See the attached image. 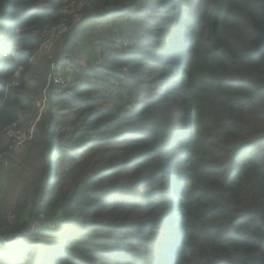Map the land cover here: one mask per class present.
Segmentation results:
<instances>
[{
    "label": "trees",
    "instance_id": "1",
    "mask_svg": "<svg viewBox=\"0 0 264 264\" xmlns=\"http://www.w3.org/2000/svg\"><path fill=\"white\" fill-rule=\"evenodd\" d=\"M176 1L0 0V264H264V0ZM111 16L73 84L33 70Z\"/></svg>",
    "mask_w": 264,
    "mask_h": 264
},
{
    "label": "rangeland",
    "instance_id": "2",
    "mask_svg": "<svg viewBox=\"0 0 264 264\" xmlns=\"http://www.w3.org/2000/svg\"><path fill=\"white\" fill-rule=\"evenodd\" d=\"M169 2L173 5H176V0H169ZM75 2L69 3L66 7L67 11L73 12L72 14V22L76 23L81 19V16L77 14L76 8H72ZM172 7V11H173ZM115 17H108L100 20H90L86 23H79L74 30H72L69 34V44L63 42L65 35L63 34L65 31L69 30L68 22H63L60 26H57L46 33L48 40L46 41V45L43 47V51L36 57L33 70L36 73L41 71V68L44 66L45 62L48 58L56 59L55 63L58 64V74L56 78V82H60L61 84L67 86L69 84H73L74 81H77L85 74V68L87 67L89 61H96L99 56V48L103 47L107 49L106 46L109 42L110 35L113 34L114 28L112 24L114 23L111 19ZM120 21L125 20L124 18L119 19ZM186 21L181 20L180 26L183 25ZM189 25V24H186ZM179 26V27H180ZM187 27V26H186ZM186 27L185 29H178L177 32H180L182 37L186 36ZM69 33V32H68ZM77 44V47L73 46ZM54 65L52 66L53 70ZM57 69V67H56ZM53 73H51L52 76ZM44 108V107H43ZM186 110L183 111V116L181 117L182 128H185V116ZM33 127V126H32ZM32 127H26V133L19 132L14 128L10 129L7 132V135L10 137H15L16 141L24 142L27 138H29V131H32ZM28 129V131H27ZM23 130V131H25ZM21 136L20 139L17 136ZM10 164L4 167L2 170L3 173L1 177L5 179V175L7 170L9 169ZM172 184H175L174 179L172 180ZM1 189V187H0ZM11 191L7 190L2 193L0 196V201H3L7 194H10ZM174 191H172L173 195ZM10 211V210H9ZM9 218V214L7 211L4 212ZM11 215V214H10ZM32 227H37V223L35 220L31 221ZM172 253V252H171Z\"/></svg>",
    "mask_w": 264,
    "mask_h": 264
},
{
    "label": "built area",
    "instance_id": "3",
    "mask_svg": "<svg viewBox=\"0 0 264 264\" xmlns=\"http://www.w3.org/2000/svg\"><path fill=\"white\" fill-rule=\"evenodd\" d=\"M47 32H48V31H47ZM47 32H46V33H47ZM46 33H45V35H46ZM47 38H48V37H47ZM17 137H19V139H20L21 136L19 135V136H17ZM17 143L20 144V141H17ZM21 143H22V142H21ZM2 181H3V177L0 176V187H1V185H2Z\"/></svg>",
    "mask_w": 264,
    "mask_h": 264
},
{
    "label": "clouds",
    "instance_id": "4",
    "mask_svg": "<svg viewBox=\"0 0 264 264\" xmlns=\"http://www.w3.org/2000/svg\"><path fill=\"white\" fill-rule=\"evenodd\" d=\"M171 198L174 199V196L172 195Z\"/></svg>",
    "mask_w": 264,
    "mask_h": 264
}]
</instances>
